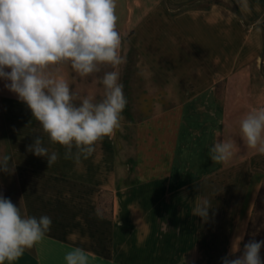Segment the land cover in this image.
Segmentation results:
<instances>
[{"label": "crops", "instance_id": "1", "mask_svg": "<svg viewBox=\"0 0 264 264\" xmlns=\"http://www.w3.org/2000/svg\"><path fill=\"white\" fill-rule=\"evenodd\" d=\"M116 15L121 38L158 79L141 97L152 109L128 123L136 188H197V201L218 204L214 213L225 228H212L205 242L195 235L175 254L154 241L161 230L150 225L53 227L11 264H66L76 247L90 264H221L233 245L243 248L254 199L237 189L258 188L264 175V154L247 147L240 129L249 111L264 107V0H117ZM219 140L236 145L224 163L209 154Z\"/></svg>", "mask_w": 264, "mask_h": 264}, {"label": "clouds", "instance_id": "2", "mask_svg": "<svg viewBox=\"0 0 264 264\" xmlns=\"http://www.w3.org/2000/svg\"><path fill=\"white\" fill-rule=\"evenodd\" d=\"M116 8L117 0H0V80L26 104L49 140L64 147V158L77 163L90 157L95 144L112 137L120 127L127 104L124 86L119 72H106L101 81L104 98L95 103L84 98L76 105L66 79L50 69L70 63L85 77L100 71L101 65L116 68L123 64ZM240 129L247 147L264 154V107L249 111ZM235 148L231 140H219L209 149L210 158L227 162ZM27 151L46 158L48 167L59 158L39 136ZM14 170L9 156L0 157V172L12 174ZM211 208L204 198L193 215L207 221ZM51 224L47 215H22L10 198L0 194V264L18 260L42 240ZM262 248L264 240L250 239L242 250L238 243L221 258V264H264ZM64 259L66 264H90L88 254L79 247L67 252Z\"/></svg>", "mask_w": 264, "mask_h": 264}, {"label": "rangeland", "instance_id": "3", "mask_svg": "<svg viewBox=\"0 0 264 264\" xmlns=\"http://www.w3.org/2000/svg\"><path fill=\"white\" fill-rule=\"evenodd\" d=\"M168 6L179 11L177 6ZM121 40L125 62L116 68L101 65L100 71L85 77L76 73L70 63L50 69L66 79L76 105L84 98H91L94 103L104 98L101 81L106 72H119L124 86L127 104L121 114L120 127L112 137L98 141L93 154L87 159L81 158L79 163L64 158V147L49 140L26 104L9 92L4 87L5 81L0 80V157L9 156L10 163L15 166L12 174L0 172V194L10 198L22 215L51 217V228L154 226L161 230L154 235V241H162L177 254V245L193 243L194 236L200 234L205 242L212 228L220 230L225 225L215 216L216 203L211 204L207 221L193 215L199 203L197 188H181L175 193L136 188L135 131L128 123L145 118L146 110L152 109L141 97L145 87L157 83L158 79L141 62L137 51L124 38ZM250 96H255V92ZM37 136L50 153L55 151L59 155L51 167L46 158L27 151V146ZM259 183L258 188L240 186L237 190L250 195L255 204L264 175L260 176ZM100 198L104 212L100 208ZM113 212L116 214L114 222L107 219ZM261 240H264V233ZM261 256L264 258V248Z\"/></svg>", "mask_w": 264, "mask_h": 264}, {"label": "trees", "instance_id": "4", "mask_svg": "<svg viewBox=\"0 0 264 264\" xmlns=\"http://www.w3.org/2000/svg\"><path fill=\"white\" fill-rule=\"evenodd\" d=\"M185 6L186 7L192 6V3H187L185 4ZM99 204L102 212H104L102 209L101 198ZM263 233H264V183L260 188L259 195L253 207V211L249 221V226L245 236V243H247L248 240L250 239H255L257 241L261 240V236L263 235ZM237 255H239V253H237Z\"/></svg>", "mask_w": 264, "mask_h": 264}]
</instances>
